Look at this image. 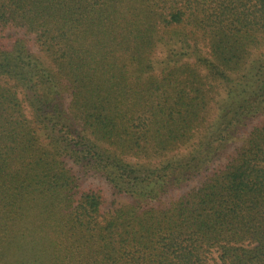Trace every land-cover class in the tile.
I'll return each mask as SVG.
<instances>
[{"label":"trees","instance_id":"1","mask_svg":"<svg viewBox=\"0 0 264 264\" xmlns=\"http://www.w3.org/2000/svg\"><path fill=\"white\" fill-rule=\"evenodd\" d=\"M0 264H264V0H0Z\"/></svg>","mask_w":264,"mask_h":264},{"label":"rangeland","instance_id":"2","mask_svg":"<svg viewBox=\"0 0 264 264\" xmlns=\"http://www.w3.org/2000/svg\"><path fill=\"white\" fill-rule=\"evenodd\" d=\"M159 57H162V51L161 50H158V52H157L156 58H159ZM89 183H91L95 187H103L106 190V202H105L104 209H103L105 212H107V213L111 212L113 209H115V208L119 207L121 204L125 203L124 198L114 197L111 195V192H109V189H108V187L104 181L98 180V179L88 178L87 184H89Z\"/></svg>","mask_w":264,"mask_h":264}]
</instances>
